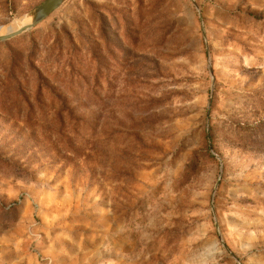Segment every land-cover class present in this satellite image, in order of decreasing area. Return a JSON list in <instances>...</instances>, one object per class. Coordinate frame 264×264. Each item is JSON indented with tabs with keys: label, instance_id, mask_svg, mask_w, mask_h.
Here are the masks:
<instances>
[{
	"label": "rangeland",
	"instance_id": "obj_1",
	"mask_svg": "<svg viewBox=\"0 0 264 264\" xmlns=\"http://www.w3.org/2000/svg\"><path fill=\"white\" fill-rule=\"evenodd\" d=\"M62 28L101 117L64 164L0 112V264H264V0H65L31 35Z\"/></svg>",
	"mask_w": 264,
	"mask_h": 264
},
{
	"label": "trees",
	"instance_id": "obj_2",
	"mask_svg": "<svg viewBox=\"0 0 264 264\" xmlns=\"http://www.w3.org/2000/svg\"><path fill=\"white\" fill-rule=\"evenodd\" d=\"M97 20L100 29L103 28L101 12H97ZM39 25L29 30L27 39L21 34L0 41V50H3V56L0 51V112L7 116L1 118V123L22 122L31 132L32 137L26 139L32 140L30 147L39 144L38 139H44L54 145L56 161L67 164L91 142L87 136L94 135L101 117L104 102L99 89L105 74L103 59L100 51L98 54L91 52L96 64L91 76L88 75L87 70L79 67L84 58L77 53L71 33L62 28L61 32L53 30L40 39L31 35ZM100 35L106 39L104 32ZM79 36L85 50H90L85 35ZM47 38L52 41L48 42ZM62 38L66 45L62 44ZM77 97L85 100L79 101ZM90 105L96 107V112L83 110ZM262 129L263 126L255 125V130ZM208 137L210 147L219 154L212 126L208 129ZM205 151L213 157L208 147ZM0 169L13 171L1 156Z\"/></svg>",
	"mask_w": 264,
	"mask_h": 264
},
{
	"label": "water",
	"instance_id": "obj_3",
	"mask_svg": "<svg viewBox=\"0 0 264 264\" xmlns=\"http://www.w3.org/2000/svg\"><path fill=\"white\" fill-rule=\"evenodd\" d=\"M64 1L65 0H43L28 11L20 21L13 23L15 27L12 30L0 34V41L12 38L38 25L52 14ZM1 28L3 27L0 26V29Z\"/></svg>",
	"mask_w": 264,
	"mask_h": 264
},
{
	"label": "bare ground",
	"instance_id": "obj_4",
	"mask_svg": "<svg viewBox=\"0 0 264 264\" xmlns=\"http://www.w3.org/2000/svg\"><path fill=\"white\" fill-rule=\"evenodd\" d=\"M14 27H15V24H11L7 28L0 30V34L8 32L9 30H12Z\"/></svg>",
	"mask_w": 264,
	"mask_h": 264
}]
</instances>
